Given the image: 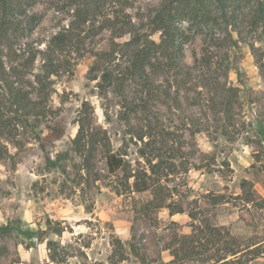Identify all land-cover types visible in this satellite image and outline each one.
<instances>
[{
	"label": "rangeland",
	"instance_id": "374dc122",
	"mask_svg": "<svg viewBox=\"0 0 264 264\" xmlns=\"http://www.w3.org/2000/svg\"><path fill=\"white\" fill-rule=\"evenodd\" d=\"M35 1L30 11L41 20L18 42L44 50L75 19L78 0ZM161 1L133 0L135 23L151 30ZM104 19L105 9L70 36L50 116L20 128L0 158V225L11 227L0 235V264H264L261 29L232 38L219 26L201 33L182 23L181 63L193 69L171 77L166 103L156 98V84H166L156 76L128 81L123 95L100 92L90 69L94 52L110 47ZM204 55L211 71L196 63ZM43 63L40 55L26 75L28 89ZM123 96L135 102L130 124ZM84 109L98 135L80 149L73 138ZM108 150L124 155V168L110 172ZM138 179L150 187L136 190Z\"/></svg>",
	"mask_w": 264,
	"mask_h": 264
},
{
	"label": "trees",
	"instance_id": "16d2710c",
	"mask_svg": "<svg viewBox=\"0 0 264 264\" xmlns=\"http://www.w3.org/2000/svg\"><path fill=\"white\" fill-rule=\"evenodd\" d=\"M133 0H78L75 5L74 20L68 29L55 33L44 50L35 49L28 44H19L20 37L27 36L41 20V15L30 8L35 0H0V158L9 152L7 142L15 140L20 128L31 125L34 120L46 119L50 116L47 103L52 91L53 77L67 70L64 62L68 40L80 26L92 18L97 12L105 9L103 28L111 32V43L108 49L94 52V60L90 72L98 79L97 87L102 94L112 90L123 95L130 80L148 82L156 76V82L162 78L166 84H156V98L166 97L170 100L171 77L180 72L191 73L193 67H183L181 61L184 54L182 23L196 26L203 33L204 28L219 26L230 33L233 38L248 29H261L264 35V0H162L150 15L148 30L144 25H137L132 13ZM77 21V24L75 22ZM160 33V39L153 38V33ZM128 35L129 38L120 41ZM42 55L44 63L41 71L34 75V91L27 88L26 75ZM207 64L211 71L212 61L205 55L196 63ZM183 70V71H182ZM36 92L39 99L34 100ZM135 102L127 96L122 97L121 118L129 121V111ZM88 103H84L87 109ZM78 119L79 129L73 142L83 149L85 142L94 146L96 134L91 129L88 111ZM130 124V122H128ZM59 138L64 135L63 129H53ZM96 134V135H95ZM95 136V137H94ZM137 137L144 139L143 134ZM107 165L110 172L115 173L127 164L123 154L108 150ZM47 164L58 166V161L47 157ZM138 191L147 190V180L134 182ZM11 227L0 225V235ZM62 233V229H57ZM118 243L121 241L118 239ZM52 242H49L51 244ZM238 252V251H237ZM236 251L233 253L236 254ZM56 261V257L52 255Z\"/></svg>",
	"mask_w": 264,
	"mask_h": 264
}]
</instances>
